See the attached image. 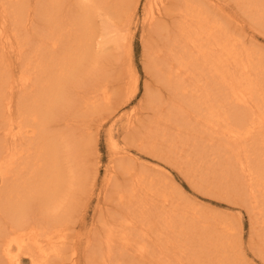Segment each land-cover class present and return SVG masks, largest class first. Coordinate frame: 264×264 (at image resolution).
<instances>
[{
    "label": "rangeland",
    "instance_id": "1",
    "mask_svg": "<svg viewBox=\"0 0 264 264\" xmlns=\"http://www.w3.org/2000/svg\"><path fill=\"white\" fill-rule=\"evenodd\" d=\"M69 1L70 6L68 7L71 12L76 13L81 19L87 20L90 25L93 22L97 28V34H101L98 38L95 35L94 48L91 51L95 50L96 55L92 53L91 58L80 60L82 65L79 64L78 72H75L79 75L76 78L78 81L75 83L76 86L72 87L76 89H73L72 95L74 97L79 92V96H85L84 98H86L87 90L85 91L83 83L88 80L92 84V89L95 88L93 86L95 85L99 87V91L103 92V89L108 87L109 95L113 100L108 106L105 105L108 108L107 110L103 106L105 112L100 110L97 113L98 115H92L90 134L86 133L87 128H85V132H83L85 135L80 133L79 138H77L78 143H81L85 148L82 152L80 151L79 155H76L77 158L79 157V161L76 158L77 163L73 167L76 169L77 172L74 171L77 174L74 173L75 177L68 178L69 182L68 180L67 182L71 184V181L76 178L74 182H78V185H75L76 187L73 190L72 188H66L67 195L72 192L73 197L75 196L74 201L71 202L75 209L66 208V210L72 214L74 213L73 218L75 220L72 219L68 223L70 226L68 234L71 242L69 244L73 245L74 243L77 253L75 258L73 254L76 251L73 248L68 249L64 255L66 257L60 259V261L54 259V264H73V257L77 259L78 264H264V176L260 180L254 177L256 170L263 171L264 169V123L261 126L263 129L260 127V130L256 132L255 139L250 137L251 139L246 138L243 140L245 144L241 140L236 143L234 141L229 142L227 139H224L226 143L224 141L225 144H223L222 140L224 147L221 146L219 153L215 152L218 156L197 151L184 154L185 151L193 148L192 144H189L188 147L191 145V148L184 147L185 151L179 150L176 154L177 156L179 152L183 154L189 164L186 163L185 158V161H183L182 155L178 157L173 155L175 151L173 154L171 153L170 158H167L168 160H164L167 157L165 156L167 155L165 148L169 145L172 146L170 142H174L176 146L174 143L173 145L178 148V142L181 141L182 137H185L182 136L184 131L183 120L178 119L179 109L180 111L183 109L190 112V115L195 113L194 109H190V105L197 95L199 98H204L200 93V89L209 80L206 77L207 74L211 75L218 69L216 75L218 77L219 73L223 71L220 65L222 59H224L225 64H232L228 68L230 72L226 70L228 73L225 74L233 72L236 81L240 82L239 80L244 75L250 74L252 78L250 82L255 81L256 84L258 82L264 84V22L260 21L261 19L257 14V20H255V16L249 18L248 11L245 9L247 11L245 13L239 6L240 4L236 5V0H194L204 4L205 14L208 12L214 23L217 20L223 25L225 24L228 30L223 26L224 29L228 34L231 32L227 45H236L242 59L244 58L242 62L250 65L249 56L246 55L247 53L253 54V57L250 58L255 59L251 61V63L255 62V66L253 67L252 63L253 68L251 65L248 66L245 73L244 67H242L243 64H235L233 56L225 52L224 45L220 46L213 38L206 39L208 37L207 33H211V31H208L209 29L207 33H204L206 37L202 42L201 50L204 49V54H199L197 58L194 55H185L184 53L188 51L196 53L199 48L194 47L191 43H188L189 40L183 38L180 39V43L185 44V46L180 45L178 55L166 54V42L172 37V32L176 31V24L181 19L178 17L180 12L177 10V6L181 5L180 7H182L183 5L180 2L183 0H171L174 2V5H171L173 8L169 5V7L163 6L161 4L162 0H124L117 17L114 12V32H110L108 38L103 34V28L106 27L107 22L110 23V19H107V16L110 15L106 9L110 0ZM243 5L245 7L246 4ZM157 6H160L159 8L162 11L161 14L164 17L162 24L165 26L163 30L158 32H156L157 29L155 31L153 29V31L149 30V15L152 11L156 16L159 15ZM42 26V22L39 20L38 27ZM96 39L101 44H97ZM103 40L105 42L102 44ZM148 56L149 58L153 57L152 60L148 59ZM205 56L209 57L208 60L210 59L209 64L206 63V67L203 63V60L206 59ZM5 57L7 56L5 55ZM159 57H162V60L165 59L162 64ZM218 57L221 58L219 62ZM167 58L171 60L172 64L169 61V65L166 63ZM153 59L160 60L157 63ZM195 59H198V63ZM256 59L261 60V66L258 63L256 64ZM147 60L152 63L155 62V64L150 63L149 65ZM1 62H4L5 64H3L12 73L13 67L10 70L9 61L4 59ZM10 63H12L11 59ZM13 63L14 74L16 78L20 79L18 70L21 67L17 60L15 61V58ZM15 65L18 67L16 68ZM213 70L214 72H212ZM9 71L7 72L9 73ZM175 75L179 76L175 77ZM200 75L201 79H194L195 76L199 77ZM188 77L190 78L188 79ZM209 78L211 79V81L209 80L211 86L212 76ZM175 82L176 84H174ZM184 84H187L186 87L181 88L180 86ZM243 84L241 83L240 86ZM228 88L227 86L224 89L225 100L229 92ZM256 94L254 97L264 99V89L259 90ZM180 95L184 100L179 97ZM77 99L81 98L77 97ZM74 100L71 101V105H74ZM261 103H264V100ZM176 105H180L182 108H177ZM224 105L228 108H226L228 112L225 111L223 106L221 112L224 116H222L223 114L221 116L224 121L222 120V123L227 122L228 118V122H230L232 115L234 117L231 118L236 119L238 115L240 117L248 113L247 108ZM263 106L264 104L260 105V108L257 107V116L264 115V109H261L264 108ZM244 110L245 112H243ZM167 114L169 115L167 116ZM68 115L70 118H68ZM190 115L187 117L189 118ZM225 116H228V118L226 119ZM163 117L165 120L162 119ZM72 118L68 111H62L60 119L53 124L52 129L64 131L65 120L68 122L67 124L70 121L69 125L75 126L77 124L80 127V124L77 123L79 121H75V124L74 120L71 121ZM141 118L143 121L140 123ZM135 120H138L139 125ZM152 121H158V123ZM164 121L169 123H163ZM133 122L136 123V126H139L140 131L138 129L136 131L138 127ZM128 123L136 127L131 132H128V128H133V126ZM143 124L144 126L148 125V127L146 126L148 130ZM154 125L160 130H154ZM150 126L153 127L149 128ZM77 129L79 128L77 127ZM175 132L176 134H172ZM158 133L162 138L161 141L166 143H161ZM60 134L62 133L60 132ZM154 135L157 140H155ZM153 136L155 138H152ZM147 138H151V140ZM251 141L255 142L252 144ZM148 145H155L157 152L154 154L146 150L145 148ZM78 147H80L79 144ZM63 150L62 156L64 158L68 150H65V148ZM159 152H162V154L160 155ZM121 155L125 159L130 158L132 164L135 163L139 168L142 167L148 174L156 176L155 179L158 183L154 186L153 196L151 194L153 190H150V186H146L143 182L142 187L138 190L137 199L131 202V205L120 203V194L116 190L117 186L113 187V184H109L107 180L109 176L114 175V169L118 174L120 173V181L123 182L127 178L122 169L117 170L118 163L116 164V160ZM189 155L193 158L191 156L190 158ZM66 161L67 159L64 162ZM249 161L253 162L248 163ZM180 162H183V165ZM244 163L250 165V167L253 166V175H250V169ZM69 166L65 165V168L68 169ZM178 166H182L184 169H180ZM146 174L144 176L148 180L149 176H146ZM77 177H80L78 178L79 181ZM237 177V183L241 182L243 184V187L239 184L240 188L242 187L239 193L233 191L234 189L230 185ZM82 178L84 182L81 180ZM68 201H71V199H68ZM125 201L128 202V199ZM253 203L257 204L255 210L251 208ZM109 213L114 218L109 217ZM38 214L36 212V218L39 217ZM33 216L35 215L33 214ZM101 217L106 220L104 228L103 222H99L102 219ZM151 217H153L152 223L149 221ZM108 221L109 224H107ZM125 223L127 224L123 229L121 225ZM111 224L113 225L111 226ZM108 229L113 230L111 233L115 235V244L112 243L110 252L106 243L107 236L111 234L106 233ZM121 244H125L127 248L124 249L120 246L121 251L116 250ZM142 246H145L143 247L145 250L143 254L140 253ZM69 257L71 258L69 259ZM21 258L23 264H31L27 255H22ZM0 259L2 258L0 257ZM1 261L0 264H6L3 259Z\"/></svg>",
    "mask_w": 264,
    "mask_h": 264
},
{
    "label": "bare ground",
    "instance_id": "2",
    "mask_svg": "<svg viewBox=\"0 0 264 264\" xmlns=\"http://www.w3.org/2000/svg\"><path fill=\"white\" fill-rule=\"evenodd\" d=\"M123 2L124 0H110L109 4L106 6L107 12L110 15L109 17L107 16V19H110V23L107 22V25L105 24L106 27L103 26V34L107 38L110 32H114V15L116 13L117 17L118 11L120 12L121 6L124 4ZM69 3V0H0V257L6 264H23L21 258L22 255H27L31 264H54V259H59L58 261H60V259L66 257L64 255L67 253L66 250L68 249L73 248V250L76 251L73 255L77 253L74 243L73 245L69 244L70 236L68 234L70 227L68 223L69 221L71 222L72 219L75 220L73 218L74 213L72 214L66 210V208H71L72 210L75 209L71 203L72 200L74 201L75 196L73 197L72 192L67 195L68 191H66V188H72L73 190V188L76 187L75 185H78V182H74L76 178L71 181L72 185L68 184V178L75 177L74 173L77 171L73 166L77 163L76 155H79L80 151L82 152L85 148L81 143H78L79 140H77V138H79L80 133L85 135L83 133L85 132V128H87L86 133H89L92 126V115L97 114L100 110L104 111V108L107 110V106L111 104L113 98L109 95L108 87L104 88L103 92L99 91V87L95 85H93L95 88L92 89V84L88 80H85L83 83L85 91L87 90V93L85 92L87 94L86 98H84L85 96H79V92H77L76 96L81 99H77L76 96H74V98L72 95L73 89H75L72 87L76 86V78L79 75V73L75 72H78V68L80 67L79 64H81L80 60L82 61V58H91L92 53L95 52V50L91 52L92 48H94L95 35L96 38H98L101 34H97V28L94 26L93 22L90 21V25L87 20H83L76 15V13L71 12V9L68 7L70 6ZM180 3L183 5L182 7H180L181 5L177 6V4L176 6L178 7L177 10L180 12V16L178 17L181 19L176 24V31L172 32V37L166 42V54L178 55L181 47L180 45H183L180 43L181 38L189 40L188 43L199 48L196 53L188 51L184 53L185 55H194L197 58L199 54H204V49L201 50L202 42L204 37H206L204 36V33H207V30L209 29L208 31H211V33H207L208 37H206V39L213 38L220 46L224 45L223 48L225 49V52L230 54V56H233L235 64H243L242 67H244V72L252 63L253 67L255 66V62L251 63V61H254L255 59L250 58L253 57V54L247 53L246 55L249 56V65L246 62H242L244 58L242 59L239 53L240 51L238 52L236 49V45H227L230 40L229 35L231 32L228 34L223 27L225 24L223 25V23H220L217 20L214 23V20L210 18L209 13L207 12L205 14L206 8L203 3L194 0H183ZM235 3L236 5L240 4L239 6H241L245 13L248 11V14H250H247L249 18L255 16V20H257L258 15L261 19L258 20L264 22V0H236ZM161 4H163V6L166 5L167 7L168 5L173 6L174 2L171 0H162ZM243 4H246L245 7ZM160 6L157 7L159 8ZM158 12V16H156L153 11L149 15L150 31H155L157 29L156 32H158L165 28L164 24H162V19L164 17L161 14L162 11L160 8ZM36 19L38 20L36 21ZM39 20L42 22V27H38ZM226 29L228 30L227 27ZM231 35L233 36V33ZM232 40L233 38L231 41ZM104 42L105 40H103L102 44ZM97 44H101V42L97 40ZM183 46H185V44ZM5 55L7 57H5ZM94 55L96 54L94 53ZM205 57L206 59L203 60V63H205L204 66L206 67V63L209 64L208 61L210 59L208 60L209 57ZM14 58L21 67L19 70L17 69L20 73V79L16 78L13 71ZM152 58L153 57L149 58L148 56V59L152 60ZM4 59L5 61H9L8 66L10 67V70L13 67L12 73L9 71V68L7 69V66L4 65L5 63L1 62L4 61ZM10 59L12 60V63H10ZM160 59H158V61ZM168 59L169 58L166 60L167 62L165 61L167 64L168 61H171ZM220 59L218 57V62ZM163 60L161 59V64L163 63ZM197 60L198 59H195L196 63H198ZM259 60L260 59H256V64L258 63L259 66H261L262 62ZM153 61L156 62L157 60L153 59ZM155 62L153 63L155 64ZM148 63L149 65L150 63L153 64L151 61H148ZM170 64H172V62H170ZM220 65L222 66L221 70L223 69V71L219 73L218 77H216L218 69H216L215 72L213 70L212 72L214 73H211V75H205L210 81L211 79L209 77L212 76L213 81L210 86L209 83L211 82L205 79L207 83L204 86L201 85L202 88L200 89V93L204 98L201 97V99L197 97V95L196 98L193 99V102L190 105L191 108H189L194 109L193 111L195 113L190 115V112H186L183 109L182 111L179 109L180 113L177 112L178 119L183 120L184 131L182 136L184 135L185 137H182L181 141L178 142V148L175 147L176 144L174 142L175 146L172 141L170 142L168 140L172 146L169 145V147L165 148L167 152V155L164 154L167 156L166 159H164L165 161L168 160L167 158H170L174 151L175 153L173 155L176 157L179 155L183 156L180 152L178 156L176 154H178L179 150L185 151L186 149L184 147L191 148V145L188 147L189 144H192L193 148L189 151H185L184 154L197 151L203 154H215V156H218L216 153H219L221 146H223L222 142L223 144L226 143V140L224 139L229 140V142L234 141L237 143L239 140L243 141L246 138H254L256 132L260 130V127L263 125L264 115L260 114L257 116L256 111L258 110L257 107L260 108V105L262 106L264 104L261 103L264 99L262 100L259 99L260 97L254 96L259 90L264 89V84L258 81L257 84L255 81H253L254 84L250 82L252 81L250 74L244 75L243 77L241 76L242 78L239 80L240 82H238L236 81L233 72L231 74H225L230 72L228 68L232 66L231 63L225 64L224 59H222ZM226 70L228 72H226ZM7 71H9V73ZM31 71H33V73H31ZM171 72L173 71L171 70ZM177 76L175 75V77ZM190 77H188V79ZM195 78L201 79V75L199 77L195 76L194 79ZM194 79L192 78V80ZM219 83H221L220 87ZM241 83L244 84L240 86ZM174 84H176V82ZM186 85L187 84L179 86L182 88L186 87ZM227 86L229 87V92L225 97V100L224 89H226ZM177 95L179 94L177 93ZM179 97H181V95ZM73 99H75L73 101L74 105H71ZM224 104L247 108L248 113L240 117L238 115V120L237 118L232 119L234 117L232 113L230 114L232 115V118L229 116L231 124L228 122V116H225L226 119L228 118L227 122L222 123V120L224 121V119H222L224 114L221 112V109L223 106L225 107ZM180 105H176L177 108H182ZM103 106L105 107L103 108ZM226 108L227 107L224 108L225 111L228 109ZM261 109L263 110L264 108ZM62 111H68L73 117L71 121L74 120V123L75 121H79L77 123L80 124V127L79 125L77 126L76 123L75 126L69 125L70 121L69 124H67L68 122L65 120L63 127L66 130L63 129L64 131H56L55 129H52L53 124L60 119V113L62 114ZM243 112H245V110ZM168 115L169 114H167V116ZM189 115L190 117L188 118L187 116ZM65 116L66 115H64V117ZM68 118H70L69 115ZM162 119H164V117ZM234 120L237 122L235 123ZM135 121L138 122V120ZM142 121L143 119L141 118V121L139 122L141 123ZM166 121L163 123H169ZM139 122L137 123L138 125ZM152 122L158 123V121ZM195 123H197L199 127L195 125ZM133 124L136 126V123L133 122ZM76 126L79 129H77ZM146 126L148 127V125ZM146 126L144 127L146 128ZM136 127L133 126V128H128V132H131L134 128H136V131L137 129L140 131L139 126ZM151 127L153 126H150L149 128ZM155 128H157V126H155ZM155 128L154 130L159 129ZM261 129H263V127H261ZM161 131L163 132V130ZM161 131L159 132L162 133ZM60 132L62 134H60ZM172 134H176V132ZM126 135L128 136V133ZM154 136L152 138L156 137ZM149 139L151 140V138ZM155 140H157V137ZM161 140L162 138L160 141ZM251 142L253 144L255 141ZM161 143L163 142L161 141ZM78 144L80 147H78ZM240 144L242 145V143ZM146 147H149V149H145L151 153L155 154L157 152V147H155V145H148ZM63 148L68 150V153L64 158L62 156V153H64ZM161 154L162 152L160 155ZM190 156L191 155H189V157ZM184 158L186 159V163L189 164V161L185 156H183V161H185ZM65 159H67L66 162H64ZM118 160H116V164L118 163V169L116 167L114 168L118 171L122 169L123 174L127 175V178H125V181L123 182L120 181V173L118 174L114 169V175L109 176L107 182L113 184V187L117 186L116 190L120 194V203L131 205V202L137 199L138 190L142 187L141 185L143 182L146 186H150V190H153L151 191L153 196L155 190L154 186L158 183L155 179L156 176L154 177L150 173L148 174L147 171L142 167L139 168L135 163L132 164L130 158L125 159L121 155ZM252 162L249 161L248 163ZM181 164L183 165V162ZM65 165H67V167L70 166L67 169L65 168ZM244 165L248 166V164L245 163ZM248 167L251 172L250 175H253V166L250 167L249 165ZM179 168L184 169L182 166ZM143 172L144 174L147 173L146 176H149L148 180L145 178ZM256 174L260 177H257ZM256 174H254L255 178H259L258 180L262 179L264 176V169L263 171L256 170ZM78 178L80 177H77V179ZM237 179L238 177L235 181H232L230 185L234 189L233 191L239 193V191L242 190L243 184L241 182L239 183L242 185L240 188ZM79 180L80 179H78V181ZM81 180L84 182L83 178ZM125 198L128 199V202L125 201L127 200ZM68 199H71V201H68ZM256 205L257 204L253 203L251 208L255 210ZM36 212L39 213L38 218H36ZM33 214L35 216H33ZM109 214V217H111L112 214ZM112 218L114 217L112 216ZM105 221V218H102L99 221L103 222V228L106 224ZM149 221L152 223L153 217H151ZM109 223L110 222L108 221L107 224ZM126 224L127 223L121 225L123 226V229ZM112 225L113 224H111V226ZM112 231L108 229L106 233H111ZM114 236L115 235L111 233L106 238L109 252L112 250V243L115 244ZM120 246L124 249L127 248L125 244H121L116 250L119 249V251H121ZM143 247L145 246H142L140 250V253L142 254L145 253ZM122 254L120 253V255ZM74 257L76 258V255ZM74 257L72 258V261L74 262L73 264H78L77 259ZM234 257L236 258V256ZM70 258L71 257H69V259ZM88 258H90V256H88ZM2 259H0V263L2 262ZM69 261L71 262V260ZM221 261L224 262L223 259H221Z\"/></svg>",
    "mask_w": 264,
    "mask_h": 264
}]
</instances>
